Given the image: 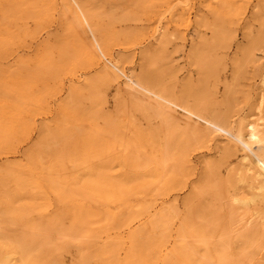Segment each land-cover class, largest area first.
<instances>
[{
    "label": "rangeland",
    "instance_id": "obj_1",
    "mask_svg": "<svg viewBox=\"0 0 264 264\" xmlns=\"http://www.w3.org/2000/svg\"><path fill=\"white\" fill-rule=\"evenodd\" d=\"M263 159L264 0H0L1 264H264Z\"/></svg>",
    "mask_w": 264,
    "mask_h": 264
},
{
    "label": "bare ground",
    "instance_id": "obj_2",
    "mask_svg": "<svg viewBox=\"0 0 264 264\" xmlns=\"http://www.w3.org/2000/svg\"><path fill=\"white\" fill-rule=\"evenodd\" d=\"M245 144V143H244ZM245 146H249L248 144H245ZM165 152H164V154H168V152H169V150H168V148H166V150H164ZM166 156V155H165ZM262 157V156H261ZM264 160V159H263ZM144 163V162H143ZM145 164V163H144ZM138 165V164H137ZM83 166V165H82ZM142 166V165H141ZM143 167V166H142ZM262 167H263V169H264V163H263V165H262ZM261 170V169H260ZM65 172V171H64ZM261 177H263V179L261 178ZM261 178V179H260ZM241 182L242 183H246L247 184V187H248V190H249V192H251L250 193V198L249 199H247V198H245V197H243V195L244 194H242V196H240V195H237V194H232V196L231 197H229V198H231L230 200H231V203L232 204H234V205H239V204H244V205H249L250 203H254V204H256L257 203V200L259 199V198H264V195H262L261 196V194H262V192H264V176L261 174V173H256L252 178H251V182L250 183H247V180H245V179H243V180H241ZM246 187V188H247ZM258 202H259V200H258ZM229 213L231 214V216H233V218H232V225H233V227L232 228H234V230H236L237 229V231H239L240 233V237H243V236H245L243 233L245 232V234L247 233V231H249V229L252 227V225L256 222L255 221V219H254V216L252 215V216H250V217H248V218H246L247 216V214L245 215H238V214H236L235 213V211L234 210H230L229 211ZM77 219H78V217H77ZM121 223V222H120ZM76 226V225H75ZM115 226H117V224L115 225ZM120 228V227H119ZM185 227L183 226V228L181 229V232H180V236H183L184 235V233H185ZM72 230V229H71ZM70 230V231H71ZM212 230H210V232H211ZM75 232H76V230H75ZM79 232L80 231H78V235H79ZM77 233V232H76ZM37 234H39V233H37ZM82 234V233H81ZM243 235V236H242ZM41 236V235H40ZM46 237V236H45ZM73 237V236H72ZM243 239V238H242ZM44 241V240H43ZM245 241V240H244ZM133 242H135L134 240H133ZM47 243V242H46ZM31 244V243H30ZM135 244V243H134ZM133 248V247H132ZM221 248H222V246H221ZM133 250V249H132ZM29 251V250H28ZM157 251H159V250H157ZM25 255H27V254H25ZM24 255V252L22 253V264H27L26 262H27V258H28V256L26 257ZM156 255H158L157 253H156ZM225 256V255H224ZM206 257V256H205ZM204 257V258H205ZM211 258V257H210ZM189 259V258H188ZM220 259V258H219ZM8 261H5L3 264H11V262L9 261V259H7ZM203 260V259H202ZM211 260V259H210ZM222 260V259H221ZM225 260H226V258H225ZM205 261V260H204ZM202 262V261H201ZM205 262H207V261H205ZM29 263V262H28ZM210 263V262H209ZM1 264V263H0ZM173 264V263H172ZM207 264V263H206Z\"/></svg>",
    "mask_w": 264,
    "mask_h": 264
}]
</instances>
